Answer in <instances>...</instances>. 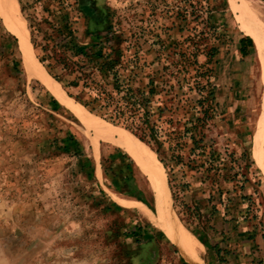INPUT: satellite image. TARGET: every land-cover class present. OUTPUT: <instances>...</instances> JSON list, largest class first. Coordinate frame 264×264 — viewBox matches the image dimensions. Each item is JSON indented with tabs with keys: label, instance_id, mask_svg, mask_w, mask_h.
<instances>
[{
	"label": "rangeland",
	"instance_id": "rangeland-1",
	"mask_svg": "<svg viewBox=\"0 0 264 264\" xmlns=\"http://www.w3.org/2000/svg\"><path fill=\"white\" fill-rule=\"evenodd\" d=\"M63 1L71 4L78 15L82 9L92 14L89 19L82 15L77 25L82 35L85 30L95 32L109 27L122 29L125 33L122 39L130 38L140 28L154 29L164 40L171 37L172 41H181L187 35L181 30L178 16L184 0ZM37 2L44 17L49 16L44 10L59 9L51 0ZM227 3V25L221 31L225 40L212 65L221 116L209 138L220 151L228 148L235 155L247 183L241 191L239 187L245 179L224 182V189L230 192L225 198L235 204L233 211L224 217L221 209L222 213L211 217L209 204L199 203L209 198L206 189L209 183L202 184L201 175L187 172L186 181L192 188L182 201L191 209L201 208L202 216L197 218L190 217L180 202L173 200L168 173L151 147L144 143L156 155L155 161L151 158L149 163L158 166L159 162L163 166L164 174L161 171V179L157 181L150 179L143 165L120 141L97 139L92 127L96 120L105 127L123 132L125 129L91 113L71 98L38 63L34 48L30 47L29 22L19 0H13L12 13L6 9L7 18L0 6L4 28L19 40L16 57L22 71L20 82L11 69L3 68L0 72V261L3 264L85 261L88 264H181L180 256L187 264H197L160 227L156 185L161 188L162 203L167 206L169 216L177 218L204 247L202 257L206 264L212 258L197 234L205 233L212 244L225 248L227 243L223 242L222 233L233 236L234 225L226 224L231 219H237L238 232L244 239L237 247L243 255L242 264L253 259L264 260V172L253 156L255 135L264 116V86L254 51L247 57L240 52V40L250 36L239 22L238 11L249 4L264 23V0H227ZM23 30L30 42L22 45L19 35ZM200 60L206 61L204 57ZM29 68L39 70L55 87L30 76ZM238 171L236 168L230 173ZM249 234L255 243L249 242ZM256 245L259 249L251 250ZM62 251L66 254L61 255Z\"/></svg>",
	"mask_w": 264,
	"mask_h": 264
},
{
	"label": "trees",
	"instance_id": "trees-1",
	"mask_svg": "<svg viewBox=\"0 0 264 264\" xmlns=\"http://www.w3.org/2000/svg\"><path fill=\"white\" fill-rule=\"evenodd\" d=\"M51 1L59 9L44 10L49 15L44 17L37 0H19L29 22L36 58L43 68L91 113L125 129L156 151L168 173L173 200L180 202L190 217L202 214L200 207L191 209L182 201L192 188L186 181L189 171L201 175L202 184L209 183V198L199 203L209 204L211 217H217L221 209L224 217L230 216L235 204L225 198L230 192L223 183L246 177L235 155L228 148L220 151L209 138L221 116L212 65L225 40L221 31L227 25V0H184L178 16L181 30L187 35L181 41H172L171 37L164 40L154 29L145 28L124 39V31L115 27L85 30L82 35L77 25L82 15L89 19L92 14L82 9L78 15L71 4ZM87 38L92 39L86 41ZM18 43L0 17V72L11 69L20 82ZM254 46L251 37H243V57L249 56ZM201 57L206 59L204 63ZM76 146L79 151V143ZM236 168L239 171L231 174ZM246 183L247 179L239 187L241 191ZM226 224L234 225V234L228 237V232L223 231L225 248L212 244L205 233L197 234L211 255L210 264H242L243 255L237 247L244 239L238 232L237 219ZM248 240L255 243L250 234ZM179 258L181 264H187L183 257ZM246 264H264V260L253 259Z\"/></svg>",
	"mask_w": 264,
	"mask_h": 264
},
{
	"label": "bare ground",
	"instance_id": "bare-ground-1",
	"mask_svg": "<svg viewBox=\"0 0 264 264\" xmlns=\"http://www.w3.org/2000/svg\"><path fill=\"white\" fill-rule=\"evenodd\" d=\"M0 6L6 18L8 16V14L6 13V9L8 10L7 12H9V14L13 12V0H0ZM238 11L240 13V24L254 41L255 46L253 58L260 66V79L261 84H263L264 86V23L262 22L261 18H258V16L256 15V11H254L249 4H244L238 9ZM19 38L22 45L24 43L30 42L29 37L24 30L20 33ZM30 47L31 49H33L32 44H30ZM29 75L41 79L49 87H55L50 81L46 80V77L39 70L35 72L34 70L30 69ZM57 85L60 87L58 83ZM71 107H73V104L71 105ZM93 123L94 124L92 127L95 130V136L98 140L106 139L120 141L131 153V155L143 165L144 169L149 174V177L152 181H157V178L161 179V171L163 169V166L159 162L158 166H153L151 163H149V159H156V155L152 153L151 150L144 143H142L130 133L126 132V130L125 132H123L124 130L120 131L117 129H112V127H105L104 125L97 122V120ZM253 156L258 167L261 168L264 172V116L259 123L255 135ZM160 189L161 188L156 185V200L158 202L159 212L161 213V220L159 222L160 227H162V229L167 233V235L182 249V251L190 260L194 261L197 264H206L204 258L202 257L204 247L197 241L195 237H193L185 229V227L179 222L177 218L176 220H174L173 217L169 216L168 210L165 209L167 206L165 207V205L163 204L164 202L162 200L163 198ZM163 209H165V213H163Z\"/></svg>",
	"mask_w": 264,
	"mask_h": 264
},
{
	"label": "clouds",
	"instance_id": "clouds-1",
	"mask_svg": "<svg viewBox=\"0 0 264 264\" xmlns=\"http://www.w3.org/2000/svg\"><path fill=\"white\" fill-rule=\"evenodd\" d=\"M66 253H64L63 251L61 252V255H65ZM0 264H3V261H0ZM82 264H88V262L87 261H85V262H82Z\"/></svg>",
	"mask_w": 264,
	"mask_h": 264
}]
</instances>
